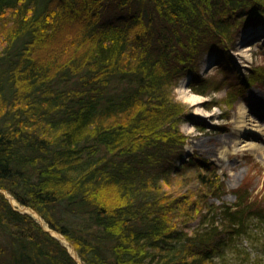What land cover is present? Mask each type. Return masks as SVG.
I'll use <instances>...</instances> for the list:
<instances>
[{
    "label": "trees",
    "instance_id": "obj_1",
    "mask_svg": "<svg viewBox=\"0 0 264 264\" xmlns=\"http://www.w3.org/2000/svg\"><path fill=\"white\" fill-rule=\"evenodd\" d=\"M251 27L264 0H0V264H80L4 192L83 264H262L242 239L264 244V200L246 178L222 200L175 96L221 89L200 62ZM221 61L233 106L264 70Z\"/></svg>",
    "mask_w": 264,
    "mask_h": 264
},
{
    "label": "rangeland",
    "instance_id": "obj_2",
    "mask_svg": "<svg viewBox=\"0 0 264 264\" xmlns=\"http://www.w3.org/2000/svg\"><path fill=\"white\" fill-rule=\"evenodd\" d=\"M221 59L228 65L230 64L228 61L232 63L231 67L237 72L236 78L242 80L249 78L255 68L264 67V29L251 27L242 30L236 47L231 51V56L207 54L203 58L199 67L200 76L211 78L214 86L221 81L222 88L210 95H202L191 90L193 94L200 96L199 105L186 100L180 93L182 84L189 83L190 80L183 78L180 81L175 90L176 99L191 110L189 119L181 123V130L187 135L185 156L199 154L209 158L219 167L218 172L227 187L222 200L233 202L235 200L233 190L245 178L252 183L254 195L264 200V149H262L264 121H257V117L250 113L247 107L248 99L252 95H264V78L245 85L243 93L239 95L234 105L230 106L227 94L230 92V87L227 83L232 82V77L227 69H221L223 65ZM199 106L204 113L199 111ZM252 132L256 135L253 138L248 135ZM10 202L18 210L28 211L22 205ZM252 229V232L261 235L264 240V229L258 225L253 226ZM242 241L264 264L263 241L251 242L247 238H243Z\"/></svg>",
    "mask_w": 264,
    "mask_h": 264
},
{
    "label": "bare ground",
    "instance_id": "obj_3",
    "mask_svg": "<svg viewBox=\"0 0 264 264\" xmlns=\"http://www.w3.org/2000/svg\"><path fill=\"white\" fill-rule=\"evenodd\" d=\"M249 48H247L248 50ZM246 50V48H245ZM263 70H264V67L262 66ZM188 81L191 80V77L190 76H187L185 77ZM190 88V90H189ZM191 87L189 86V83H183L182 86H181V89H180V93L181 95L186 99V100H190L196 104H200L201 102V99L199 98L200 96L198 95H195L193 94V92H191ZM248 103H247V107H248V111L252 114L255 115V117H257V121H264V95H257V94H254L252 95L249 99H248ZM199 111L201 113H204V110L202 108H200V106L198 107ZM243 114V112H240V114ZM206 115H208L207 113H205ZM248 135L250 137H254L256 136L254 132L252 133H248ZM262 149H264L262 147ZM12 199V198H11ZM13 203L14 204H18L16 202V200L12 199ZM23 208L27 209L29 212L33 213L34 216H37V218L43 223L45 224V222L38 216V214H36V212H34L33 210H31L30 208H27L25 206H23ZM46 225V224H45ZM44 225V226H45ZM47 227V226H46ZM52 233H54L56 236H58L65 244H67V246L69 247V249L71 250V253L73 255H75L76 259H78V261L80 262V258L77 256V253L75 251V249L73 248L72 245H70V243L63 237L61 236L60 233L56 232V231H52ZM81 264V263H80Z\"/></svg>",
    "mask_w": 264,
    "mask_h": 264
},
{
    "label": "water",
    "instance_id": "obj_4",
    "mask_svg": "<svg viewBox=\"0 0 264 264\" xmlns=\"http://www.w3.org/2000/svg\"><path fill=\"white\" fill-rule=\"evenodd\" d=\"M5 194H6V196H7V198L10 200V201H12V199H14V197L12 196V195H10L8 192H4ZM12 198V199H11ZM15 200V199H14ZM27 212H29V211H27ZM35 212V211H34ZM37 214V213H36ZM43 221H44V219L40 216V215H38ZM45 222V221H44ZM40 223H41V225H43V223L40 221ZM48 231H49V227H47L46 228ZM55 237H57V238H59L58 236H56L55 234H53ZM62 236V235H61ZM60 239V238H59ZM61 240V239H60ZM70 252H71V250H70ZM74 257H75V255H73ZM76 258V257H75Z\"/></svg>",
    "mask_w": 264,
    "mask_h": 264
}]
</instances>
